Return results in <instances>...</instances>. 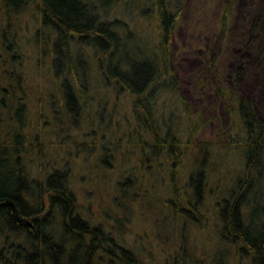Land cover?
Masks as SVG:
<instances>
[{
	"label": "rangeland",
	"instance_id": "1",
	"mask_svg": "<svg viewBox=\"0 0 264 264\" xmlns=\"http://www.w3.org/2000/svg\"><path fill=\"white\" fill-rule=\"evenodd\" d=\"M92 1L91 10L99 20L122 19L132 31L136 38L129 39V53L137 48L150 53L155 48L154 10L148 8L151 0ZM220 1L200 13L197 11L200 0L183 2L169 54L177 75L176 96L180 102L177 99L179 104L175 105L171 94L163 95L157 103L165 117L171 105L196 121L198 130L193 149L197 158L201 156L199 145L222 148L226 144L223 130L231 119L217 87L221 81L230 85L238 66H243L238 84L240 92L254 101L264 120V74L254 67L259 56V40L264 36V0H237L226 36L217 27L216 9ZM38 22L34 6L10 13L9 18L0 6V67L7 62L12 65L9 56L17 55L19 61L12 67L13 78L20 79L17 87H10L5 79L9 72L3 75L0 71V137L15 134L16 109L21 101L25 122L24 162L30 175L43 177L55 168L66 171L81 214L92 224L102 222L106 231L117 232V241L132 249L140 262L170 264L176 251L186 249L205 262L208 259L212 263H218V259L236 261L233 252L239 254L238 245L222 239L215 209L217 200L226 195L233 177L242 169L237 153L227 154L225 158L219 155L218 164L222 162L225 168H214L206 184L204 216L196 215L198 220L191 223L176 214L171 207L174 197L168 182L173 175L183 191L191 168L189 162L181 160L174 171L169 164L175 159L173 155L160 157V165L156 158H151L152 137L148 134L138 138L145 145L143 151L136 148L137 144L131 146L126 134H117L116 121L122 122L130 114L128 96L121 92L115 98L102 81L96 80L97 56L93 48L73 39L69 49L72 66L79 76L76 84L62 61L59 44L54 63L48 54L42 53L41 42L36 39ZM4 29H7L5 42L1 34ZM5 43L10 49H4ZM32 69L37 72L36 78ZM69 85L75 96L72 107L64 95ZM111 111L116 121L108 126L106 119ZM140 157L146 160L145 164L150 159L144 166L149 165L148 169L140 166ZM136 183L138 188L134 187ZM244 261L249 264L245 257Z\"/></svg>",
	"mask_w": 264,
	"mask_h": 264
},
{
	"label": "trees",
	"instance_id": "2",
	"mask_svg": "<svg viewBox=\"0 0 264 264\" xmlns=\"http://www.w3.org/2000/svg\"><path fill=\"white\" fill-rule=\"evenodd\" d=\"M184 1L151 0L148 8L154 10L156 43L150 53L137 47V51L129 53V39L136 38L132 31L122 19L99 20L91 10L92 0H0V6L7 18L28 5L34 6L39 18L36 39L41 42L42 53L48 54L54 63L58 59L56 45L59 44L62 61L76 84L79 76L72 66L70 40L76 39L81 45L93 48L97 56L96 80L102 81L115 98L122 92L131 101L130 114L122 122L115 120L113 111L107 114L108 126L116 121V133L126 134L128 143L133 147L137 144L136 148L142 151L145 145L138 138L145 133L151 136V158L159 161L160 157L173 155L175 159L169 164L174 171L181 160L189 162L191 168L186 174L183 191L173 175L169 178L168 188L174 197L171 207L176 214L191 223L198 220L196 215L202 218L203 193L211 173L214 168H225L222 162L218 164L219 155L225 158L237 153L242 169L233 177L226 195L217 200L215 214L220 221L222 239L237 244L240 252H233L236 261L217 258L218 263H213L245 264V257L249 264H264V120L254 101L244 96L238 87L243 66L234 69L230 85L221 81L217 87L231 119L223 130L226 144L222 148L199 145L201 156L195 157L196 121L183 115L181 108L171 105L165 117L159 109L162 107L157 106L163 95L173 94L174 104L180 102L176 96L177 75L169 54ZM111 2L116 3V0ZM215 2L217 0H200L197 11L212 8ZM236 3L237 0H221L216 9L217 27L224 36L229 31ZM6 31L1 33L3 42ZM3 47L10 49L9 44ZM258 50L254 67L264 74V36L259 40ZM9 59L13 64L3 63L0 71L3 75L9 72L5 79L10 87H15L20 79L13 78L12 67L19 57L10 55ZM32 71L36 78L37 72ZM78 88L85 99L83 88ZM64 95L72 107L75 96L70 85L65 87ZM19 102L15 134L0 137V264H146L136 259L132 249L117 241V232L106 231L102 222L92 224L81 214L66 171L55 168L43 177L30 175L24 162L25 122L21 116L24 104ZM145 161L141 157L138 159L140 166L148 169L149 165L144 166L150 159L147 164ZM134 187L138 188V184ZM174 255L170 264H213L209 259L205 262L190 255L188 249L176 251Z\"/></svg>",
	"mask_w": 264,
	"mask_h": 264
}]
</instances>
